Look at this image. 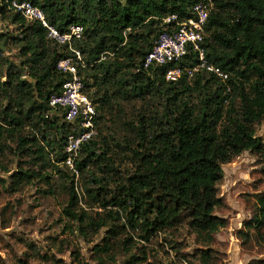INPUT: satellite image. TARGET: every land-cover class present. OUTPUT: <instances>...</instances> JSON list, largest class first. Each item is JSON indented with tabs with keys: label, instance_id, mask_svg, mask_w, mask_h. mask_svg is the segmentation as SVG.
Segmentation results:
<instances>
[{
	"label": "trees",
	"instance_id": "trees-1",
	"mask_svg": "<svg viewBox=\"0 0 264 264\" xmlns=\"http://www.w3.org/2000/svg\"><path fill=\"white\" fill-rule=\"evenodd\" d=\"M205 1L204 62L190 51L181 76L167 81L163 69H143L145 57L159 33L193 18L195 0H0V20L13 29L0 33V171L10 172L5 161L13 155L21 164L9 177L10 191L41 181L49 195L55 174L72 233L91 241L106 231L94 248L97 264H117L120 256L125 264L146 263L145 244L181 221L207 248L198 263L211 264L210 247L226 227L216 215L222 166L247 151L264 160V140L255 135L264 121V0ZM13 3L38 8L61 34L81 28L80 37L72 38L71 50L58 45ZM7 50L16 51L19 65L4 56ZM72 51L82 59L78 75L100 113L95 125L108 117L125 136L116 142L98 133L70 170L65 147L76 128L48 103L68 79L57 63L74 57ZM195 68L190 81L185 70ZM123 101L141 102L140 111L124 120ZM257 204L246 232L238 234L244 243L252 231L264 241V195Z\"/></svg>",
	"mask_w": 264,
	"mask_h": 264
},
{
	"label": "rangeland",
	"instance_id": "rangeland-1",
	"mask_svg": "<svg viewBox=\"0 0 264 264\" xmlns=\"http://www.w3.org/2000/svg\"><path fill=\"white\" fill-rule=\"evenodd\" d=\"M12 30L0 20V33ZM4 56L19 65L15 50H7ZM189 79L192 81V77ZM88 92L93 94L94 89L90 88ZM140 103L121 102L124 120L140 111ZM54 113L62 119L61 112ZM96 114V118L100 116L99 112ZM114 123L108 117L96 120V135L101 132L103 136L114 137L120 142L125 133H121ZM115 129L119 131L115 132ZM255 135L264 140V121L256 127ZM6 160L10 172L0 171V264H97L94 248L103 243L106 231H101L91 241H84L72 233L73 225L64 215L66 194L63 183L55 174L52 175L51 195L44 194L49 188L41 181L11 192L9 177L21 162L13 155H8ZM123 163L122 170L125 168ZM222 169L223 179L217 185L222 207L216 215L226 221V227L216 233L210 247L213 251L211 264H248L252 260H264V241L256 238L253 231L245 243L238 235L246 232L245 225L257 214V200L264 195V160L247 151L223 165ZM76 184L81 193L80 183ZM185 224L181 221L174 229L151 238L145 244L148 261L141 264H199L196 260L199 252L207 248L197 243ZM261 233L264 238V229ZM125 261L123 256L117 258V264H125Z\"/></svg>",
	"mask_w": 264,
	"mask_h": 264
},
{
	"label": "built area",
	"instance_id": "built-area-1",
	"mask_svg": "<svg viewBox=\"0 0 264 264\" xmlns=\"http://www.w3.org/2000/svg\"><path fill=\"white\" fill-rule=\"evenodd\" d=\"M13 7L28 21L41 22L48 29V37L58 45H67L71 50L72 38L80 37L81 28L72 27L69 33L61 34L54 28L47 26L41 10L29 3H13ZM209 8L210 4L205 0H195L192 8V19L159 33L152 50L145 57L143 69H163L167 81H176L183 72L181 64L190 51L198 53L200 61L204 62L202 43ZM175 20L176 18L173 17L172 21ZM166 22L168 23L170 20H166ZM72 52L75 54L74 57L62 58L57 63V70L66 75L68 79L62 83L59 92L49 97L48 103L49 107L59 110L63 114L66 123L76 128V132L69 135L65 147L67 155L65 165L71 170L81 147L96 136V111L93 103L86 95L85 85L78 75V66L82 59L78 52ZM203 66L202 64L201 67ZM196 70L197 68L186 69L185 72L191 77ZM208 70L225 78L218 70L213 68H208Z\"/></svg>",
	"mask_w": 264,
	"mask_h": 264
},
{
	"label": "water",
	"instance_id": "water-1",
	"mask_svg": "<svg viewBox=\"0 0 264 264\" xmlns=\"http://www.w3.org/2000/svg\"><path fill=\"white\" fill-rule=\"evenodd\" d=\"M23 81H31V80L24 78Z\"/></svg>",
	"mask_w": 264,
	"mask_h": 264
}]
</instances>
